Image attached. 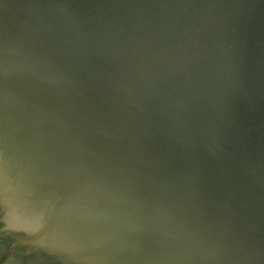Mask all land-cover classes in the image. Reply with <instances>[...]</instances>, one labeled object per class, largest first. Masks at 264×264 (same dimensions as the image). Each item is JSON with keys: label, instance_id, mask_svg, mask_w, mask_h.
<instances>
[{"label": "water", "instance_id": "obj_1", "mask_svg": "<svg viewBox=\"0 0 264 264\" xmlns=\"http://www.w3.org/2000/svg\"><path fill=\"white\" fill-rule=\"evenodd\" d=\"M0 264H264V0H0Z\"/></svg>", "mask_w": 264, "mask_h": 264}, {"label": "flooded vegetation", "instance_id": "obj_2", "mask_svg": "<svg viewBox=\"0 0 264 264\" xmlns=\"http://www.w3.org/2000/svg\"><path fill=\"white\" fill-rule=\"evenodd\" d=\"M16 251V250H15ZM20 252L21 251H17V254H15V255H17V256H19V255H22V254H20ZM26 252H24L23 254H25Z\"/></svg>", "mask_w": 264, "mask_h": 264}]
</instances>
